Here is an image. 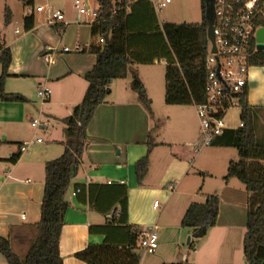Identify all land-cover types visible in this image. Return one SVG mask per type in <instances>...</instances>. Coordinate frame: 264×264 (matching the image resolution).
<instances>
[{
  "label": "crops",
  "instance_id": "obj_1",
  "mask_svg": "<svg viewBox=\"0 0 264 264\" xmlns=\"http://www.w3.org/2000/svg\"><path fill=\"white\" fill-rule=\"evenodd\" d=\"M27 1L29 0L25 2ZM32 1L31 6H26L21 0L22 11L16 12L19 0H0V25L11 28L7 31L0 26V43L10 49L12 56L5 91L20 94L28 101L0 102V237L9 239L12 250L20 257L27 254L37 236L36 225L40 221L44 194V167L46 162L62 154L64 127L57 134V129L51 124L49 129L55 131L50 133L45 144L43 141L32 144L22 152L15 164H10L7 160L28 139L24 136L23 129L25 126L32 129L31 108L36 109L37 102L30 97L35 90L36 93L39 88L50 90V98L45 105L48 109L41 107L37 110L38 117L46 118L50 123L54 120L63 124V119L82 101L88 86L84 75L96 62V57L88 49L90 45L98 44L99 38L90 34L89 44H80L76 40L72 47H68L70 51L65 52L64 48L67 46L59 48L65 26L57 23L52 27L47 18L45 23L36 24L33 13L35 5L34 0ZM27 8L31 9V14H28ZM7 10L10 15L8 24L5 22ZM29 15L34 17V26L27 31L24 19ZM21 21L23 33L18 28H13L14 24ZM59 29L62 31L59 32ZM76 44H80L82 50L75 51ZM46 55L51 57L52 63L43 60ZM26 81H30L31 90L26 87ZM130 83L127 78L113 81L110 95L97 107L87 127L88 145L72 186L105 185L108 181L113 182L111 185H121L119 182L123 181V186L128 190V225L137 226L141 230L154 226L156 232H167L173 235V239L175 234L178 247L181 234L186 237L192 233V229L181 227V220L188 207L192 203H204L208 196H217L219 205L216 224L207 228L202 238H197L202 241L194 244L190 238L189 249L179 251V260H175L171 254L165 255L163 251H155L156 255L149 264L176 263L173 261L189 264L245 263L242 242L247 193L244 186L235 178L225 181L223 176L214 190L201 193L203 202L196 200L205 181L203 179L202 184L197 183L196 178L204 172H210L195 165L190 158L192 150L194 151L192 144L198 139L199 133L195 109L189 111L188 105L164 104L159 107L161 102H155L160 109V114L156 115L154 98L146 90L145 95L151 104L149 114L138 94L130 92ZM37 99L40 102L38 97ZM247 102L250 106L262 107L264 110V66H252L249 71ZM170 107L172 109H167ZM174 117L179 129L181 128V138L175 144L174 140H165L161 136L167 130L169 122L174 121ZM150 135L153 146L148 145ZM146 155L148 170L139 184L135 164ZM231 159L233 158L225 157L226 171ZM73 190L70 189L66 196L70 207L64 217L58 251L63 264H86L76 259L74 254L88 244L103 242L104 236L92 233L90 229L105 225L109 217L93 210L86 196H72ZM157 198L163 200V205L159 203L155 209L153 203ZM22 216L25 218L22 219ZM181 230L186 232L181 233ZM0 264H7L2 254Z\"/></svg>",
  "mask_w": 264,
  "mask_h": 264
},
{
  "label": "trees",
  "instance_id": "obj_2",
  "mask_svg": "<svg viewBox=\"0 0 264 264\" xmlns=\"http://www.w3.org/2000/svg\"><path fill=\"white\" fill-rule=\"evenodd\" d=\"M96 1L100 4L99 22L90 25V34L92 37L108 35V43L90 45L88 52L96 57V62L84 75L88 86L82 101L63 119L64 150L58 158L45 163L44 194L35 240L27 254L20 257L12 250L9 239L0 237V254L7 264H63L58 243L64 217L70 207L66 199L70 189H79L77 195L86 196L93 210L105 216L111 215L105 225L90 229L92 233L104 236L103 242L88 244L74 257L86 264H140L137 240L141 230L137 226L128 225L127 188L123 184L72 186L88 145L87 127L97 107L110 95L112 82L126 79L129 74L132 75L130 89L138 94L141 104L151 114L150 100L135 70L137 65L165 62L166 105L186 106L203 100L204 61L209 47L207 0H200V23H165L163 26L159 25L150 4L144 1L130 4L126 0ZM32 3L29 0L24 4L31 6ZM7 13L8 10L5 14L6 24L10 20ZM33 26V15L25 17L24 28L28 31ZM11 61L10 49L0 43V102L26 103L28 101L22 95L5 91ZM249 63L252 66H264V51L256 52ZM262 110V107L248 104L246 91L240 114L244 127L224 131L211 145L234 148L238 152V160L228 163L224 180L237 179L247 193L242 242L245 264H264V138L257 135ZM148 145H154L151 135ZM21 154L19 150L7 162L15 164ZM147 170L146 155L135 164L139 184ZM218 205L217 196H208L204 203H192L181 220V227L190 230L215 226Z\"/></svg>",
  "mask_w": 264,
  "mask_h": 264
},
{
  "label": "built area",
  "instance_id": "obj_3",
  "mask_svg": "<svg viewBox=\"0 0 264 264\" xmlns=\"http://www.w3.org/2000/svg\"><path fill=\"white\" fill-rule=\"evenodd\" d=\"M126 1L127 4H130L140 0ZM141 1L150 4L159 25L163 26L166 22L160 21L158 14L167 8L171 0ZM73 6L79 18L89 17L90 24L99 22L100 4L97 1L91 3L88 0H75ZM44 9H47V22L50 26L53 27L57 23L64 26L67 24L61 10L51 6L37 7L38 11ZM206 18L209 26L212 27L213 43L208 40V55L204 61L203 100L193 104L199 122L198 139L192 144L195 152L211 146L213 141L224 131L244 127L240 114L246 97L249 71L252 67L249 60L258 52L256 50V33L264 27V0H207ZM61 31L62 29H59V32ZM98 43L105 44V36H100ZM213 48L214 51H212ZM74 50H82L81 45L76 44ZM64 51L69 52L70 49L65 47ZM43 60L47 63L53 62L49 55L44 56ZM50 94L48 88H39L36 93L41 103L47 102ZM232 109L239 110V115L236 117L238 124L234 127H231L227 121L228 111ZM50 125V121L43 117L31 121V127L37 132L47 130ZM34 140L24 143L19 150L24 152L32 144L42 142L39 137ZM119 183L124 184L123 181ZM107 184L111 185L113 182L108 181ZM78 193L79 189H74L71 195L76 196ZM158 206L159 202L154 201L153 207L156 209ZM110 216L109 214L108 217ZM24 218L22 216V219ZM137 247L142 249L145 254L155 253L158 245L154 226L141 230Z\"/></svg>",
  "mask_w": 264,
  "mask_h": 264
},
{
  "label": "rangeland",
  "instance_id": "obj_4",
  "mask_svg": "<svg viewBox=\"0 0 264 264\" xmlns=\"http://www.w3.org/2000/svg\"><path fill=\"white\" fill-rule=\"evenodd\" d=\"M20 3L17 5L16 12L22 11V5L21 0H19ZM74 1L75 0H34V15L36 24H43L46 21V18L48 17L47 9H44L43 11H38L36 8L37 6L47 8V6H51L54 9L61 10L64 14V21L67 23L65 25V31L62 35L61 39V45L59 48H63L64 46L72 47L74 41H79L80 44L82 42H85L86 44H89L91 38H90V18L87 16L78 17L77 12L74 9ZM91 3H94L95 0H88ZM28 9V8H27ZM28 14H31V9H28ZM158 18L160 21H164L167 24H191V23H200L202 20L201 15V9H200V0H171V3L167 6V8L160 14H158ZM2 29H7L9 31L11 28H5L3 24L0 25ZM13 28H18L21 30V32H24L23 28V21L21 23L19 22L17 25L14 24ZM256 50L260 51L261 47L259 43H256ZM136 73L138 78L141 80L144 86V91L148 90L147 94L149 96H152L154 98V106H155V112L156 115L160 114V109L156 106L155 102H161L159 104V107L164 105V95H165V74H166V64L163 63V61H156L154 64L151 65H137L136 66ZM127 81L129 83L132 81V75L129 74L127 77ZM6 84V83H5ZM26 87L31 90V84L30 81H26ZM131 90V89H130ZM131 93L135 94L136 92L130 91ZM31 100H36V109L31 108V115L33 119L38 118L37 110H40V108H44L45 110L48 109V106H45L48 104V102L41 103L38 101L36 97V90L32 93ZM190 106V108H189ZM189 111H193L194 107L192 105H188ZM167 109H172L167 108ZM174 109H176L174 107ZM190 113V112H189ZM239 115V110L232 109L228 111L227 114V121L231 127H234L238 124V121L236 120V117ZM189 120H191V116L189 115ZM198 119V118H197ZM32 120V119H31ZM198 126L199 122L196 120ZM52 126L56 130V133L58 134V131L64 127L63 124L59 121H52ZM30 125V121H29ZM179 124L177 123V120L174 117V121L171 120L169 124L167 125V130L163 131L161 133L162 138L165 140H174L175 142H179V138H181V128L179 129ZM33 129V128H32ZM31 128H27L26 126L23 129V134L27 139L25 141L26 143H30L33 141L36 137H39L43 143L45 144L48 141V137L50 133L54 132L55 130L47 129L43 132L39 131L35 134V129L32 130ZM174 129V130H170ZM64 134V133H63ZM257 135L261 138H264V110L260 113V120L259 125L257 127ZM34 137V138H33ZM3 140V137H1ZM65 139V137H64ZM35 141V140H34ZM43 144V145H44ZM31 147V146H30ZM29 148V147H28ZM231 157L232 161L238 160V152L234 148H227L224 149V147H213L208 146L202 148L198 153L194 152L192 150V153L190 155L191 160H193L195 165L201 166L203 170H209L210 173L202 174L200 177L198 176L197 183L200 182L202 184V180L204 179V187H202V190L197 195L198 201H202L201 193L205 192H211L214 190L216 184L218 181H220V178L226 175V164H225V157ZM221 172V173H220ZM201 186V185H200ZM199 186V187H200ZM198 187V188H199ZM157 201L163 205V200L161 198H157ZM203 202V201H202ZM185 233L186 230H181ZM157 234V251H163L165 255L169 256L170 254L174 256L175 260H179V251L184 252V250L189 249V245L187 243L188 236L184 237V234H181L182 237L179 238V246L176 244V238L177 236L168 234L167 232H156ZM208 237V234H207ZM174 240V241H173ZM191 241L194 242V244H198L202 241V239L197 238H191ZM139 254L141 257L140 264H149L150 260L154 258L155 254H145L142 249H139ZM173 257L169 262H171ZM181 259V258H180ZM176 263H181L178 261H173ZM241 264V263H237ZM242 264H245L242 262Z\"/></svg>",
  "mask_w": 264,
  "mask_h": 264
},
{
  "label": "water",
  "instance_id": "obj_5",
  "mask_svg": "<svg viewBox=\"0 0 264 264\" xmlns=\"http://www.w3.org/2000/svg\"><path fill=\"white\" fill-rule=\"evenodd\" d=\"M207 38L209 41L213 43V35H212V27L208 26L207 29ZM106 44L108 43V36H105ZM256 41L260 44L261 50L264 51V27L260 28L256 33ZM214 51V48L213 50ZM207 227L203 226L200 228H194L192 229V233L190 236H188L187 243L189 244L190 238H202L204 234L206 233Z\"/></svg>",
  "mask_w": 264,
  "mask_h": 264
}]
</instances>
